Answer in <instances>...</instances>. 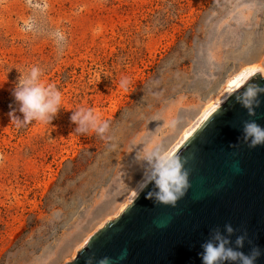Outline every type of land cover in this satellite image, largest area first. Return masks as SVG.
Returning a JSON list of instances; mask_svg holds the SVG:
<instances>
[{"label":"rangeland","instance_id":"1","mask_svg":"<svg viewBox=\"0 0 264 264\" xmlns=\"http://www.w3.org/2000/svg\"><path fill=\"white\" fill-rule=\"evenodd\" d=\"M33 4L0 0V264L72 261L131 203L147 168L139 158H168L228 81L264 76V0ZM40 11V32L26 31ZM57 29L62 54L47 35ZM33 65L61 91L62 109L50 125L18 128L12 93ZM80 107L108 122L103 138L75 134Z\"/></svg>","mask_w":264,"mask_h":264},{"label":"water","instance_id":"2","mask_svg":"<svg viewBox=\"0 0 264 264\" xmlns=\"http://www.w3.org/2000/svg\"><path fill=\"white\" fill-rule=\"evenodd\" d=\"M249 82L264 88V76L256 71L230 94L244 91ZM226 97L167 158L179 156L189 171L190 187L176 207L156 205L146 198L158 191L154 182L140 191L142 185L131 203L66 264H86L93 256L96 261L110 257L113 264H202L201 244L214 230L226 234L228 224L235 230L233 246L236 236L246 232L241 250L247 254L258 247L261 255L255 264H264V147L249 149L243 143L242 123L252 118L235 96L223 103ZM256 122L264 127V103Z\"/></svg>","mask_w":264,"mask_h":264},{"label":"clouds","instance_id":"3","mask_svg":"<svg viewBox=\"0 0 264 264\" xmlns=\"http://www.w3.org/2000/svg\"><path fill=\"white\" fill-rule=\"evenodd\" d=\"M27 3L29 7L35 8L33 0H27ZM42 15L43 11L34 12L25 21V30L34 34L39 33L41 30L39 17ZM47 35L53 40L58 52L62 54L67 46L65 33L57 29L47 32ZM20 74L12 94L15 102L19 105L18 111L23 118L17 116L14 109L9 112L11 123L14 122L18 128L30 125L33 122L50 125L62 109L61 91L54 84L42 82L44 73L39 66H30L24 73ZM129 84L130 81L123 78L119 86L127 90ZM242 89L244 91H234L228 95L223 103L235 96V102L246 109L248 116L252 118L242 123V136L240 139L248 145L249 149L264 147V127L256 122L257 109L264 103L261 100V97H264V88L249 82ZM70 120L76 125L74 131L78 135L93 132L103 138L109 129L108 122L102 120L90 107H80L72 111ZM139 159L147 163L144 182L139 184L143 185L140 191L147 187L149 183L154 182L158 191L149 192L146 198L154 199L156 205L176 207L177 202L186 195L190 187L189 171L185 169L186 161L182 162L179 156L167 159L155 154ZM139 192H137V195ZM225 232L226 234H222L219 230H214L210 233L209 238L201 244L200 257L202 264H255L261 255V250L255 246L247 254L241 250L247 240V233L236 236L235 246H233L231 237L234 235L235 230L228 224L225 225ZM248 242L251 243V241ZM86 264H113V261L110 257H103L96 261L93 256L87 259Z\"/></svg>","mask_w":264,"mask_h":264},{"label":"bare ground","instance_id":"4","mask_svg":"<svg viewBox=\"0 0 264 264\" xmlns=\"http://www.w3.org/2000/svg\"><path fill=\"white\" fill-rule=\"evenodd\" d=\"M252 74V71H249L248 73H245L244 75H238L237 77H235V78H233L232 80H230V81H228L227 83H226V85H225V87H224V92H223V94H222V97L221 98H219V99H217L216 101H214L210 106H209V109H208V111L209 110H211L213 107H215L219 102H221L227 95H229L230 93H231V91H233L236 87H238L248 76H250ZM207 112V111H206ZM204 115H205V113H204ZM203 115V116H204ZM199 122V121H198ZM197 122V123H198ZM197 123H195L191 128H189V130L188 131H186L184 134H183V136H182V138H181V140L179 141V143L194 129V127L196 126V124ZM178 143V144H179ZM177 144V145H178ZM176 145V146H177ZM175 146V147H176ZM174 148V147H173ZM172 152V151H171ZM170 152V153H171ZM170 155H168V157H169ZM128 205V203L127 204H125V205H123V208H125L126 206ZM83 244V243H82ZM85 244V243H84Z\"/></svg>","mask_w":264,"mask_h":264}]
</instances>
